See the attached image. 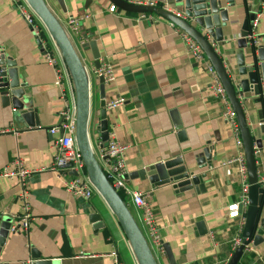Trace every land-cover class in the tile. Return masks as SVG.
Instances as JSON below:
<instances>
[{"label":"crops","instance_id":"crops-1","mask_svg":"<svg viewBox=\"0 0 264 264\" xmlns=\"http://www.w3.org/2000/svg\"><path fill=\"white\" fill-rule=\"evenodd\" d=\"M63 1L65 11L54 0H46L63 26L69 16L89 14L80 22V33L71 39L89 75L90 124L96 121L99 111V82L91 63L90 40L96 42L99 62L113 66L114 80L104 84L105 100L114 96L125 98L121 106L107 110V122L109 139L127 145V174L179 156L186 159L195 174H205L204 191L198 193L194 189L176 192L171 185L155 187L146 179L127 177L131 189L148 192L160 239L169 244L177 264L228 261L241 220L242 234L245 212L237 219L227 216V206L240 197L241 185L236 165L224 162L239 150L221 116L222 104L209 93V77L186 53L177 27L160 16L141 17L116 8L108 0ZM128 1H150L155 6L174 9L173 0ZM234 3L228 11L232 35L229 28L222 27L223 35L230 41L216 49L228 73H235L238 68L236 40L251 0ZM254 23L255 40L264 44V0ZM77 38L83 41L81 45ZM210 41L215 43L211 38ZM0 49L17 62L20 82L27 84L29 105L37 109L40 121L39 126L28 127L11 106L0 105V171L15 159L35 170L25 182L32 217L29 229L9 231L1 248L0 264H24L28 258L36 263L34 252L50 264H113V248L123 264H135L115 217L100 195L94 193L88 200L73 197L61 184V178L73 171L61 173L52 167L55 147L49 128L61 121L63 103L54 84V71L44 61L42 47L10 0H0ZM248 51L243 49L246 66ZM176 123L183 128L184 136H179ZM90 141L98 159L101 141L92 132ZM208 145L213 147L211 165L198 168L194 156ZM255 153L261 181L264 153ZM21 189L16 176H0V217L8 218L12 227L19 225ZM93 213L100 216L101 226H95L96 222L91 220ZM259 219L264 220V199ZM198 222H202L203 232H199ZM262 237L258 245L249 244L251 250H243L238 264H261L264 225ZM157 261L167 264L163 253L157 254Z\"/></svg>","mask_w":264,"mask_h":264},{"label":"water","instance_id":"water-1","mask_svg":"<svg viewBox=\"0 0 264 264\" xmlns=\"http://www.w3.org/2000/svg\"><path fill=\"white\" fill-rule=\"evenodd\" d=\"M116 8L135 14H155L169 21L192 37L201 47L205 57L213 66L219 78L228 102L234 111L242 149L247 167V200L245 223L241 234L242 244L236 247L226 264H238L244 244L250 241L258 245L263 241L264 220L259 219V207L264 199V184L258 180L256 153H264V44L255 43L247 35L259 11L261 0H251L248 14L240 26L239 38L236 40L238 68L228 73L223 58L216 49L229 43L227 35H223L222 27L229 28L232 35V22L228 11L234 7V0H173L174 9L148 4H138L128 0H108ZM30 8L40 18L48 36L53 40L67 67L74 95L75 142L81 154L88 180L96 193L106 203L121 229L137 264H158L143 232L132 215L128 205L106 178L90 141V133H94L103 147L109 139L107 111L105 109V85L102 77H98L99 111L96 121L90 124V81L89 75L80 54L71 37L60 20L51 11L46 0H26ZM64 11V1L54 0ZM178 13V15H177ZM210 38L216 43H212ZM38 42V40H37ZM92 55V65L99 67L100 53L96 42L88 43ZM248 48L249 64L245 65L243 49ZM231 74H234L232 77ZM26 83L20 82L17 62L0 49V105L11 106L28 127L39 126L37 109L29 105L25 92ZM179 136H184L183 128L176 123ZM91 131V132H90ZM213 147H204L201 153L194 156L198 168L211 165ZM75 174V172H72ZM204 173H194V169L182 156L158 161L137 171L126 173L127 177H138L148 180L152 186L171 185L175 191L194 189L204 191ZM95 226H101L97 213L90 215ZM259 221V222H258ZM259 223V226H258ZM202 222L197 223L199 232ZM11 221L0 217V253L11 229ZM19 226L13 228L15 231ZM204 230V229H203ZM206 232V231H205ZM162 253L167 264H177L170 246L161 240ZM34 251V250H33ZM35 264H50L40 260V253L34 252Z\"/></svg>","mask_w":264,"mask_h":264},{"label":"built area","instance_id":"built-area-1","mask_svg":"<svg viewBox=\"0 0 264 264\" xmlns=\"http://www.w3.org/2000/svg\"><path fill=\"white\" fill-rule=\"evenodd\" d=\"M10 2L12 3L16 12L29 26L35 38L38 40V44L40 45V47H42L44 53V61L45 63L50 65L54 71V84L58 89L59 97L63 103L62 110L60 111V115L62 116L61 121L49 128V132L54 135L55 147L52 167L54 169H57L58 172L61 173H67L68 171L75 172V174H71L66 178L62 177L61 184L73 197L88 200L94 193H96V190L87 178L83 160L75 142L74 95L67 67L53 40L50 36H48L45 26L41 22L40 18L30 8L26 0H10ZM136 3L153 5V3L150 1L146 3H141L139 1ZM88 16L89 14H83L80 16H69L67 18L64 26L71 38L72 36H77V34L80 33V22L82 19L87 18ZM142 16L143 14L141 15V17ZM254 21L250 27V32L247 35V38H249L250 40H255V35L252 30L255 24ZM177 29L180 33L186 53L196 64L202 67L205 74L209 77V93L222 104L221 116L229 125L234 135L235 146L239 150L235 157L224 162L227 164H235L237 167L238 180L241 185V195L236 201L230 203L227 206V216L232 219H237L242 216L240 208L242 207V209L244 210V208L248 204V181L247 167L242 151V141L240 138L235 114L228 102L225 90L219 78L217 77L213 66L205 57L201 47L187 33L179 28ZM76 41L79 45H81L83 42L79 39ZM255 43H257L256 40ZM99 64L100 65L98 68L93 69L95 76L102 77L104 84L112 82L114 80L113 66L104 61L102 63L99 62ZM124 102V97L114 96L106 99L104 106L106 111H110L121 106ZM126 148V144L118 141L117 139L110 138L108 139L106 144L101 147L98 161L112 187L117 192H121L123 194L125 198L124 201L128 205L151 250L157 258V254L162 253L163 249L156 222V215L154 212V208L149 200L148 192L133 190L127 185V181L124 178L125 174L127 173L125 162ZM12 162L13 163L11 164V166L5 165L1 169L0 176H16L21 182L22 191L20 193L22 197V208L19 215L18 228L23 230L24 232H27L32 217L29 210V202L26 195L25 182L35 170L24 167L19 159H15ZM39 169H44V167H40ZM261 182L262 184H264V180H261ZM242 222L243 220H241L239 231L232 241V249H235L242 244V237L240 235ZM13 228L15 227H11L10 230L13 231ZM250 243L251 241H247L244 244V250H251V247L249 246ZM110 255L112 256L113 264H123V262L119 259L116 248H113ZM259 260L261 264H264V259ZM226 263L227 261H221L220 264ZM24 264H35V260L28 258ZM135 264L137 263L135 262Z\"/></svg>","mask_w":264,"mask_h":264},{"label":"trees","instance_id":"trees-1","mask_svg":"<svg viewBox=\"0 0 264 264\" xmlns=\"http://www.w3.org/2000/svg\"><path fill=\"white\" fill-rule=\"evenodd\" d=\"M147 14H148V13H145L144 15H147ZM141 15H142V14H141ZM118 193L120 194V196L122 197V199L125 200L123 194H122L121 192H118ZM112 239H116L114 235H112ZM128 249H129V248H128ZM117 252H118V251H117ZM118 255H119V253H118ZM119 259H120V255H119Z\"/></svg>","mask_w":264,"mask_h":264}]
</instances>
